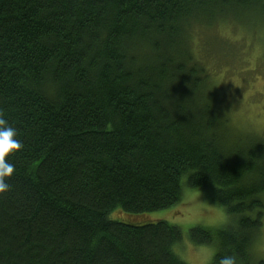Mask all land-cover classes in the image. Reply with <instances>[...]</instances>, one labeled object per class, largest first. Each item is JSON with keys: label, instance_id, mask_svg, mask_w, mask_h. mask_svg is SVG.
Here are the masks:
<instances>
[{"label": "trees", "instance_id": "1", "mask_svg": "<svg viewBox=\"0 0 264 264\" xmlns=\"http://www.w3.org/2000/svg\"><path fill=\"white\" fill-rule=\"evenodd\" d=\"M253 36L264 0H0V113L24 145L0 264H187L181 229L150 216L184 187L234 221L190 230L212 264H264V137L233 125L202 52L204 37Z\"/></svg>", "mask_w": 264, "mask_h": 264}, {"label": "rangeland", "instance_id": "2", "mask_svg": "<svg viewBox=\"0 0 264 264\" xmlns=\"http://www.w3.org/2000/svg\"><path fill=\"white\" fill-rule=\"evenodd\" d=\"M214 31L216 33H210L209 37L220 33L218 28ZM227 35L232 40H242L238 33ZM241 43L227 46L219 40L204 37L202 52L212 55L205 63L210 70L216 71L215 74H219L216 76L217 83H221L219 86L225 110L233 125L264 137V44L256 36L251 37L249 42ZM213 58L217 60L213 61ZM150 216L154 222L166 221L181 229L183 240L176 251L187 264H212L217 252L216 246L193 243L190 239L191 229L204 227L217 231L234 223L225 208L213 200L208 190L186 187L179 203L169 209L151 213ZM254 256L264 262V217L262 230L254 246Z\"/></svg>", "mask_w": 264, "mask_h": 264}, {"label": "clouds", "instance_id": "3", "mask_svg": "<svg viewBox=\"0 0 264 264\" xmlns=\"http://www.w3.org/2000/svg\"><path fill=\"white\" fill-rule=\"evenodd\" d=\"M23 148L17 129L0 113V195H5L11 190L9 180L16 172L15 165L10 162L9 157ZM218 264H238L237 255L230 253L220 256Z\"/></svg>", "mask_w": 264, "mask_h": 264}]
</instances>
